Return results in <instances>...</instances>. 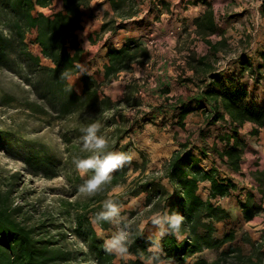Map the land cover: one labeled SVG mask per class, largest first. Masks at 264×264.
I'll return each instance as SVG.
<instances>
[{
	"label": "trees",
	"instance_id": "trees-1",
	"mask_svg": "<svg viewBox=\"0 0 264 264\" xmlns=\"http://www.w3.org/2000/svg\"><path fill=\"white\" fill-rule=\"evenodd\" d=\"M52 1L0 0V68L15 73L30 86L36 99L43 104L42 108L37 107L38 110L47 109L56 119L82 116V122L73 129V136L64 137L69 145L63 159H59L44 145L33 142L24 144L21 155L29 173L48 179L63 174L73 192H79V186L87 178L76 172L73 159L87 155L81 151L82 129L98 121L102 125L101 134L106 136L108 129L112 128L111 151L119 146L129 131L125 129L121 133L118 125L119 119L122 120L117 111L121 101H113L107 95H100L98 81L92 74L80 76V92L68 82L69 76L80 72L78 62L83 49L79 45L76 31L81 28L82 8L88 6L90 0H60L61 9L52 16L34 13L36 7H46ZM109 2L114 15L121 18L138 13L134 0ZM157 4L165 8L168 6L163 0H158ZM262 10L264 14V7ZM132 22L137 28L146 29L147 32L137 37H126L122 45L116 48L112 47L108 39L103 43L107 48V61L103 65L105 84L115 80L122 72L130 71L135 62L149 56L145 37L152 30L145 27L148 23L144 17ZM193 23L202 36L218 33L210 4H207L203 15L194 19ZM126 25L127 23L117 22L112 18L103 23L100 30L104 32L109 29L114 33ZM32 29L36 31V35L30 42L38 44L40 54L30 50L26 39ZM223 45L224 41L221 40L210 43V48L215 52ZM260 54L264 59V50ZM42 58L49 60L51 65L42 64ZM188 63L193 68L195 78H198L200 91L190 97H178L175 101L171 99L168 108L175 120L174 124L183 128L187 115L200 110L207 115V126L218 121L228 125L227 130L217 133L215 137L222 147L213 142L212 151L228 170L238 173L245 146L244 140L239 136V129L251 122L255 127L250 132L257 134L264 127V104L259 103L253 93H249V88L241 82V78L248 66L252 76L256 74L260 77L255 81L262 82L259 73L261 65L257 63L253 66L249 59L239 57L236 62L238 70L230 72L215 71L208 56ZM62 73L67 74L65 78H62ZM161 91L168 94L169 89L162 87ZM136 105V102L129 101V106ZM144 118L150 117L144 115ZM12 140H16L15 135L0 129V147H6V143ZM127 146L128 144L122 145L120 150L127 153ZM206 149L192 146L188 142L179 143V148L174 150L160 170H151L149 174H145L146 158L138 151L141 153V161L132 159L130 164L113 174L111 184L101 193L106 194L116 185H125L130 169L139 168L141 178L127 185L124 197L133 198L144 194L145 207L150 208V213L179 211L185 217L181 229L182 240H177L173 235L149 236L139 229L138 223H134L129 230V255L132 257L124 264H147L148 261L151 264L161 261L174 264H264V234L260 241L252 245L251 253L245 254L242 247L234 243L237 238L236 227L226 226L222 232L219 231L217 224L232 221V215L212 199L230 196L238 187L231 178L222 176L216 166L211 165L208 169L203 167V160L209 156ZM253 173L259 182L258 187L261 186L259 192L263 198L264 171L257 170ZM8 177L13 180V184L5 188L0 186V264H89L92 261L96 264H114L115 255L103 250L104 238L96 232L92 222L102 210L100 207L89 208L90 205L85 203L75 213L69 231L85 246V250L69 249L61 242L65 233H59L61 239H56L54 235H50L44 218L33 221L34 216L24 210L23 205L15 203L13 185L17 183V174L13 173ZM163 180L166 182L163 183ZM203 182L209 183L207 198H203L199 192ZM124 197L116 196L114 200L121 205L126 202ZM93 200L100 201L101 198L94 197ZM237 204L245 222L264 212L262 204L255 200L252 189L242 188ZM130 214H134L133 211ZM97 225L103 230L110 228L108 223ZM243 238L252 243L249 238ZM206 250L217 251V256L210 260L197 257Z\"/></svg>",
	"mask_w": 264,
	"mask_h": 264
},
{
	"label": "rangeland",
	"instance_id": "rangeland-1",
	"mask_svg": "<svg viewBox=\"0 0 264 264\" xmlns=\"http://www.w3.org/2000/svg\"><path fill=\"white\" fill-rule=\"evenodd\" d=\"M151 1L158 3V0H145V3H141L143 5L142 9L146 10L145 14L150 10L149 2ZM205 1L208 3L207 0ZM209 1L211 8L216 9L217 15L224 18L231 15L230 18L233 21L232 24L227 26L226 38L221 37L220 33L202 36L191 28L190 23L189 25L184 24L182 34L174 40V47H169V44H166L162 38H157L155 34L153 36L157 40V45L154 47L147 46L148 57L135 62L130 71L122 72L115 80L107 83L106 87L102 86L103 83H99L98 86L100 95L109 94L113 101H121L117 111L122 116V120L119 119L118 125L121 133L125 129L129 131V134L125 136L114 151L122 152L120 147L128 144L127 153L132 155L134 160L139 161H141L142 153L147 162L145 174H149L151 170H160L162 164L172 155L174 150L179 148V143L188 142L192 146L207 148L209 156L205 158L203 167L216 166L222 176L238 181V188L235 193L230 197L227 196L228 198H225V202H223L225 204L231 203L237 207L238 194L242 188L253 189V172L263 171L264 169V127H261L257 134H251L250 131L255 127L251 122L245 123L239 129V136L245 142L244 153L240 172L232 177L228 175L225 164L212 151L213 142L222 147L220 141L216 140L215 137L217 133L227 130L228 125L218 121L214 125L207 126V115L202 112L201 114L199 112L198 114L189 115L183 128L177 125L172 127L173 125L170 124L175 123L168 108L171 99L175 101L178 97L182 98L181 93L185 90H187V96L200 91L198 78H195V73L187 64L188 59L192 63V59L196 60L197 55L201 56L203 54V56H208L211 62L214 63V68L220 71L225 70L227 65H234V70L235 68L238 70L237 65L234 63L237 62L239 57L249 59L253 66L257 63L261 66L264 64V59L260 56V53L264 50V14L262 10L264 0ZM112 18V16L107 17L104 23ZM218 20L220 22V17ZM160 22L159 19L157 21L159 26ZM224 25V23H221L217 26L219 32L223 30ZM91 33L93 34L89 37L88 33L83 35V38L87 39L88 45L85 46L86 53L83 59L79 61V66L83 65L94 74L100 61L98 60L97 52L99 50L97 48L103 46L107 39L105 37L109 33L105 35L101 30L98 32L92 31ZM31 34L30 31L26 35L29 48L33 53L38 54V47L30 42L32 40ZM151 36L149 35V37ZM221 39L224 41V45L218 47L217 51H212L207 41L215 43ZM184 50H188L189 54H179L180 51ZM146 62H150V65H146ZM41 63L51 65V62L44 58L41 59ZM165 67L171 69V74L167 76L170 79L169 82H172L171 87L168 88L169 93H172L171 95L163 94L161 88L164 86L160 84L157 88L150 86L152 81L160 83L159 76L162 75ZM249 69L250 67L247 66L241 82L249 88V93H253L259 101H264V76L261 77L263 84L258 83L255 80H259L260 77L256 74L252 76ZM261 72L264 75V71ZM135 73H139V75H135ZM68 82L77 92L81 91L82 84L77 76L70 77ZM258 84L259 87H257ZM139 89L144 90L143 95L138 93ZM129 101L136 102L138 105L129 106ZM42 106L43 104L36 99L30 86L21 77L0 68V129L16 136V140L6 143V147H0V186L5 188L13 184V180L8 176L16 173L17 183L13 185L15 203L23 205L24 210H28L34 216L33 221L44 218L46 228L50 235H54L56 239H61L59 233H65V237L61 242L67 248L85 250V246L73 237L69 231L75 213L81 210L85 203L90 205L89 208L100 207L102 209L105 199L114 200L116 196L124 197L127 185L131 184L133 180L141 178V170L131 168L127 175L126 184L116 185L106 194L96 195L95 197L100 196V201H94V197H86L79 192H73L70 183L63 174L48 179L42 175L29 173L21 158L24 144L33 142L44 145L50 151H53L59 159H63L67 155L65 149L69 145L64 137H72L74 127L82 122V116L56 119L55 115L47 109L45 111L38 110L37 107L42 108ZM144 115L151 119H145ZM111 131L112 128H109L105 136L109 140V145H113ZM71 139L77 142V140ZM138 151L141 153L139 154ZM234 182L236 183V181ZM262 188L264 189V183ZM124 199H126V202L120 205L121 215L127 218L128 230L134 223H138L139 229L147 235L161 237L157 235L156 228L150 222V218L155 213H150V208L145 207L144 194L133 199L125 196ZM263 204L262 207H264ZM131 211L134 214L131 215ZM233 217V224L231 226L229 224L227 227H236L237 238L234 243L240 245L245 254H249L252 251V245L260 241L261 236L264 234V228L262 227L264 212L257 215L249 223H246L239 213H235ZM94 227L104 240L110 238L115 231L112 225L106 230L101 229L97 224H94ZM224 228L226 226L224 227L221 223L218 225L220 232ZM243 237L249 238L252 243L246 241ZM262 249L264 251V242ZM216 256L217 251L214 250H206L197 255V257L208 260ZM131 257V255L126 258L115 256L114 264H124ZM188 261H191V259ZM147 264H150V262L148 261ZM158 264L174 263L161 261Z\"/></svg>",
	"mask_w": 264,
	"mask_h": 264
},
{
	"label": "crops",
	"instance_id": "crops-1",
	"mask_svg": "<svg viewBox=\"0 0 264 264\" xmlns=\"http://www.w3.org/2000/svg\"><path fill=\"white\" fill-rule=\"evenodd\" d=\"M134 1L136 2L137 7H139L138 13L133 14L130 17H124V18H121L119 16L114 15V12L111 8L109 0H90L89 5L82 8L83 15H82V20H81V28L76 31L77 38L79 41V45L83 49L81 59H83V57L86 53L85 52V46L88 45V43L86 42L87 39L83 38V35L88 33V37H89L90 35L92 36V34H93V33H91L92 31L98 32L100 30L102 24L104 23V21L109 16H112L114 19H116L117 22L122 21V22L127 23L125 28L119 29L114 33H111V31L109 29L104 31L105 35L107 33H109V35L106 36L105 38H107L110 41L109 43L112 44V47L116 48V47H119L120 45H122L125 38L128 36L137 37V36L147 32L146 29L141 30V29L137 28L132 22L134 19H138L141 17H144L146 22L148 23L147 26H145V27L150 28L152 30L151 33H149V35H151V34L155 35L156 34V37L162 38V40L166 44H169V47L170 46L174 47V44H173L174 40L180 34H182L184 24L189 25V23H190L191 28L196 30V26L193 23L194 19L201 17L203 15V13L205 12V10L207 9V5L205 6V4L207 2L205 0H163L168 4V6L166 8L163 7L162 5H159V4L151 1V2H149L150 3V10L148 11L147 14H145L146 10L142 9V7H143L142 4L145 3V0H134ZM207 1H208L207 4H210V6H211L210 1L209 0H207ZM59 5L61 7V1L60 0H59ZM211 9H213V8H211ZM212 11H213V15H214V24L216 25V27L219 26L221 23L225 24L223 27V30H221L220 32L218 31V33H220L221 37L223 36L226 38L227 26L232 24V21H233L230 18L231 15L224 18L221 15L220 16L217 15L216 9H213ZM220 13H218V14H220ZM222 14H224V13L222 12ZM219 17H220V22H218ZM159 19L161 20L160 26L157 24V21ZM223 21H225V22H223ZM153 24H154V27H153ZM172 29H178L176 31V36L174 38L167 37L168 32ZM31 32H33V30H31ZM35 35H36V31H34L31 34V38L33 39L35 37ZM221 40H219V41H221ZM217 42H215V43H217ZM210 43L214 44V43L209 41L208 42L209 46H210ZM97 49L99 50V52H97L98 57H99L98 60H100L98 65H97L98 69H96V73H94V74H92L93 72H91L90 70H89V73L92 74L96 78V80L98 81V84H99V83H103V65L107 61V58L105 55L107 48L103 45ZM187 51L188 50L180 51L179 54H189ZM174 52H176V51H174ZM165 54H167V53L165 52ZM161 55H162V53H161ZM176 56H178V55H176ZM202 56H203V54H201V56L197 55L198 58L202 57ZM45 60H47V59H45ZM192 60H194V59H192ZM196 60H194V61H196ZM47 61H49V60H47ZM189 61L190 60L188 59L187 60L188 65H189V63H188ZM194 61H192V63H194ZM190 63H191V61H190ZM234 64H236L237 68H238V66H239L238 63H234ZM213 65H214V63H213ZM189 67L192 70V72L194 73L193 68L190 65H189ZM214 70L217 71L218 69L214 68ZM236 70H237L236 68L234 70V65H227L225 70H221V71H230L231 72V71H236ZM218 71H220V70H218ZM261 71H264V64L259 69V73L262 77L264 75H262L263 73ZM168 74H171V69L169 67H165L164 71L162 72V75L159 76V79H160L159 84L161 86L169 88V86L171 87L172 82H169L170 79H168V77H167ZM72 76H77L80 79L81 75L78 72L77 74L69 76L68 79ZM258 83L263 84L262 82H258ZM102 86L106 87V84L103 83ZM254 87H255V85H254ZM257 87H259V84L257 85ZM169 92H170V90H169ZM169 92H168V94L171 95L172 93H169ZM107 95L110 96L109 94H107ZM181 95H182L181 96L182 98L187 97V90H185L183 93H181ZM193 95H195V94H191L188 96L190 97ZM263 99H264V97H263ZM258 102L264 104V101H262V100H260V101L258 100ZM199 112L201 114L200 110H195V111L189 113L186 118H188V116L191 114H198ZM174 122H175V120H174ZM170 124L173 125L172 127H176V124H174V123H170ZM204 161H205V159L203 160V163H204ZM209 167L210 166L204 167V168L208 169ZM263 171H264V169H263ZM230 172H232V171L228 170V172H227L229 176L233 177V176H235V174L237 175V173H235V172H232L231 174H229ZM252 176H253L254 180L252 182L253 183L252 184L253 189L252 188L251 189L255 195V200L258 201L259 203L263 204L264 197L262 198L261 194L259 192V188L261 186L258 187L259 182L255 178L254 173L252 174ZM233 180L236 181V183L238 185V181L235 179H233ZM165 182H166V180H163V183H165ZM208 187H209L208 182L201 183V187L199 188V192L203 198H207ZM246 189H248V188H246ZM233 193H235V191ZM133 198H135V197H133ZM225 198H228V197L212 199L213 202L219 203L222 207H224L232 215V221L230 220L228 223H221L224 227L229 225V224H230V226L233 224V221H234L233 216L235 213H239L240 217L242 216L238 204H237V207L233 206L231 203L225 204V203H223V202H225L224 201ZM241 198H243V196H241ZM255 218H256V216L253 219H255ZM252 220L247 221L246 223L252 222ZM219 224L220 223H218L217 225H219ZM262 227L264 228V223H263Z\"/></svg>",
	"mask_w": 264,
	"mask_h": 264
},
{
	"label": "clouds",
	"instance_id": "clouds-1",
	"mask_svg": "<svg viewBox=\"0 0 264 264\" xmlns=\"http://www.w3.org/2000/svg\"><path fill=\"white\" fill-rule=\"evenodd\" d=\"M79 67L80 75H90L83 65ZM66 75L62 73V78ZM101 127L98 121H94L82 129L81 151L87 155L73 159L76 172L82 177H88L78 189L79 193L86 197H95L103 192L111 184L113 174L130 164L133 159L128 153L109 150V140L101 134ZM126 220L127 218L121 215V206L117 201L113 199L103 201L102 210L95 215L92 222L93 224L108 223L115 228L110 238L103 242L102 247L106 253L120 258H126L129 255L131 237ZM184 221L185 217L179 211L157 212L150 218L152 226L157 230V235L161 237L173 235L177 240L183 239L181 229ZM90 264H96V262L92 261Z\"/></svg>",
	"mask_w": 264,
	"mask_h": 264
},
{
	"label": "built area",
	"instance_id": "built-area-1",
	"mask_svg": "<svg viewBox=\"0 0 264 264\" xmlns=\"http://www.w3.org/2000/svg\"><path fill=\"white\" fill-rule=\"evenodd\" d=\"M61 9V7H60V5H59V0H53L52 2H51V4L50 5H48V6H46V7H43V8H41V7H36V9H35V11H34V13L35 12H41V13H43V14H45V15H48V16H52L55 12H57V11H59ZM33 30V32L35 31L34 29H32ZM178 29H172V30H170L169 32H168V34H167V37H171V38H174L175 36H176V31H177ZM32 32V33H33ZM152 35V34H151ZM150 35V36H151ZM35 46H37L38 47V54H40V49H39V46H38V44H36V43H33ZM145 44H146V46H148V47H154V46H156L157 45V40H156V38L152 35L151 37H149V35L147 36V37H145ZM80 63L78 62V65H79ZM146 65H150V62H146ZM87 69V68H86ZM88 70V69H87ZM88 72H89V70H88ZM158 82L157 81H152L151 83H150V86L152 87V88H157L158 87ZM138 93L139 94H141V95H143L144 94V90L143 89H139L138 90Z\"/></svg>",
	"mask_w": 264,
	"mask_h": 264
}]
</instances>
